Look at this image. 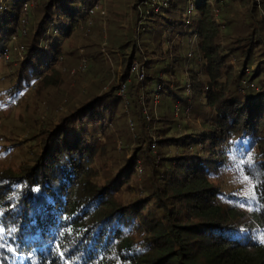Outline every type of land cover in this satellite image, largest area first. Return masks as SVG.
Instances as JSON below:
<instances>
[{
  "label": "trees",
  "instance_id": "1",
  "mask_svg": "<svg viewBox=\"0 0 264 264\" xmlns=\"http://www.w3.org/2000/svg\"><path fill=\"white\" fill-rule=\"evenodd\" d=\"M140 1L156 44L110 46L125 58L132 115L161 130L140 132L131 159L99 182L94 159L124 103L117 83L67 109L24 164L0 168V264H264V0L259 11L253 0H166L157 11ZM31 2L0 0V64L24 39L10 100L22 84L54 87L96 0H38L24 23ZM187 105L212 113L200 129ZM228 173L240 191L225 190Z\"/></svg>",
  "mask_w": 264,
  "mask_h": 264
},
{
  "label": "rangeland",
  "instance_id": "2",
  "mask_svg": "<svg viewBox=\"0 0 264 264\" xmlns=\"http://www.w3.org/2000/svg\"><path fill=\"white\" fill-rule=\"evenodd\" d=\"M164 1L166 0H151L153 9L157 11L159 5H162ZM142 3L140 0H96L94 6L87 9L88 21L86 25H82L77 31L76 37L71 40V44L75 45L72 48L74 53L63 57L60 65H56L54 69L56 70L55 74L60 76L54 87H47L48 90H46V88L39 89L37 82H31L28 86L22 84L23 86L17 90L14 89L17 95L13 100L8 99L5 91L20 84L17 67L23 54L22 47H20L22 46V37L18 39L20 43L11 45L10 53L5 54L4 61L0 64L1 169H17L19 165L24 164L38 150L39 147L36 145L46 132L48 130L54 132L67 109L87 98L88 94H100L108 91L112 84L116 85V83L114 89L124 102L118 112L122 118L125 116L123 114H126V117L124 119L119 117L117 123L113 124L114 127H112V133L106 142L103 157L97 156L94 159L93 167L98 172V181H105L110 177L109 172L115 169L117 165L125 159H131L134 153L133 148L137 143L136 137L140 135V132L147 131L153 135L154 128L158 131L161 130L163 125H156L146 119L148 123L150 122L148 124L143 119L132 115V111L137 109L130 102L129 87L121 82L125 68L122 62L125 58L118 51L112 52V50H117V48H113L116 45L110 46L114 41H116L114 44L121 43L122 39L129 41L128 44L130 45L136 40L137 45L142 48L156 44L155 40L147 41L145 39L146 30L149 28L146 22L140 20L143 10L141 8ZM37 4L38 0H32L31 3L27 4L24 23L28 21L31 24L33 22L38 10ZM251 5L257 6L258 11L259 8L261 9L260 0H253ZM142 22H144L143 25H141ZM140 33L141 35H139ZM183 52L186 54V50ZM187 56L189 57L190 53ZM232 63L235 65L234 61ZM139 77L141 79L143 76L140 74ZM53 78H55L54 74ZM141 104H144L142 100H140L139 105ZM147 106H152V109L157 110V112L161 107H159L158 98L155 97H150ZM176 109L177 107H175L174 116H178ZM142 114L143 117H146L148 111H142L140 116ZM211 115L212 113L208 108L200 105L195 107L187 105L185 108L186 123L190 126L196 124L198 129H200V122L206 116ZM136 119H138V123L140 121L141 131L135 125ZM151 150H153L152 154L156 156V147H152ZM137 164L135 183L142 182L144 176L141 162L137 161ZM223 184L225 190L236 189L240 191L243 186L242 182L230 173L225 176ZM144 192L140 186L139 191H135L133 194L143 196ZM131 195L132 193H123L124 198Z\"/></svg>",
  "mask_w": 264,
  "mask_h": 264
},
{
  "label": "snow or ice",
  "instance_id": "3",
  "mask_svg": "<svg viewBox=\"0 0 264 264\" xmlns=\"http://www.w3.org/2000/svg\"><path fill=\"white\" fill-rule=\"evenodd\" d=\"M251 156H252V154L249 153V154H248V159H249V160H251ZM259 242H260L261 244H264V235H261V236L259 237Z\"/></svg>",
  "mask_w": 264,
  "mask_h": 264
},
{
  "label": "built area",
  "instance_id": "4",
  "mask_svg": "<svg viewBox=\"0 0 264 264\" xmlns=\"http://www.w3.org/2000/svg\"><path fill=\"white\" fill-rule=\"evenodd\" d=\"M27 8V6L25 7V9ZM135 65H133L132 69H134ZM142 72V76H143V68L140 69Z\"/></svg>",
  "mask_w": 264,
  "mask_h": 264
}]
</instances>
